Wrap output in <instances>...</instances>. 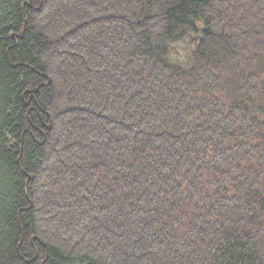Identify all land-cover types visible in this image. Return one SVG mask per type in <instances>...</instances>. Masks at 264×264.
<instances>
[{"label": "trees", "instance_id": "trees-1", "mask_svg": "<svg viewBox=\"0 0 264 264\" xmlns=\"http://www.w3.org/2000/svg\"><path fill=\"white\" fill-rule=\"evenodd\" d=\"M0 264H264V0H0Z\"/></svg>", "mask_w": 264, "mask_h": 264}]
</instances>
